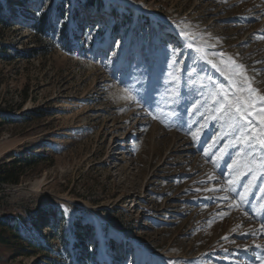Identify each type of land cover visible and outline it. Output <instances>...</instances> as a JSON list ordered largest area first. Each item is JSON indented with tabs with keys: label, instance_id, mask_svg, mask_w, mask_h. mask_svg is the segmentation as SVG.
Masks as SVG:
<instances>
[{
	"label": "rangeland",
	"instance_id": "374dc122",
	"mask_svg": "<svg viewBox=\"0 0 264 264\" xmlns=\"http://www.w3.org/2000/svg\"><path fill=\"white\" fill-rule=\"evenodd\" d=\"M1 4L0 264H264V0Z\"/></svg>",
	"mask_w": 264,
	"mask_h": 264
},
{
	"label": "snow or ice",
	"instance_id": "6c2138e0",
	"mask_svg": "<svg viewBox=\"0 0 264 264\" xmlns=\"http://www.w3.org/2000/svg\"><path fill=\"white\" fill-rule=\"evenodd\" d=\"M181 35L187 36V34L183 32ZM189 47H191V45H189ZM197 51H202V49L197 48ZM209 63H211V61H209ZM230 63L233 65L232 75L239 76L237 80L233 81V87L236 88V91L231 93V98L229 97V92L226 91L223 86L213 91V98L220 106L217 111L226 109L228 112L234 113L238 120L246 122L241 127L244 131H247L249 125L252 123V121L248 120V114L254 109L257 110L259 112L257 118L261 121V124L257 126V130L254 133L247 131V135H244V132H242V140L249 142L250 146L258 145L261 150L264 151V95H255L257 89L252 87L250 81L247 83V87H244V82L248 81V77L244 75V66L236 64L235 61H230ZM237 85L240 86L237 87ZM132 91L133 89L130 87L124 88L126 94L124 98L135 99L132 95ZM257 104L261 106L260 109H257ZM240 198L241 200L244 199L243 196ZM66 211L67 209H65V212ZM257 247L260 246L257 245Z\"/></svg>",
	"mask_w": 264,
	"mask_h": 264
},
{
	"label": "trees",
	"instance_id": "16d2710c",
	"mask_svg": "<svg viewBox=\"0 0 264 264\" xmlns=\"http://www.w3.org/2000/svg\"><path fill=\"white\" fill-rule=\"evenodd\" d=\"M87 2L89 3H101V0H87ZM61 10L63 11V6L60 7ZM3 10V6L1 4V0H0V12ZM64 14V12L62 13ZM47 15L48 12L43 13L42 15L39 16L38 18V22H35L33 25L34 27L38 30V38L42 39L43 37H46L47 34H49L52 30H54V27H51L48 25V23H46L47 21ZM0 22H3V19L0 17ZM67 50H71L70 47H67ZM17 179H14V181H16ZM80 240V239H79ZM77 241L75 242V245H79V242L81 241Z\"/></svg>",
	"mask_w": 264,
	"mask_h": 264
},
{
	"label": "bare ground",
	"instance_id": "6f19581e",
	"mask_svg": "<svg viewBox=\"0 0 264 264\" xmlns=\"http://www.w3.org/2000/svg\"><path fill=\"white\" fill-rule=\"evenodd\" d=\"M191 83H192V82H191ZM192 84H193V83H192ZM193 85H194V84H193ZM194 86H195V85H194ZM195 88H196L197 90L200 91V89H199L197 86H195ZM194 90H195V89H194ZM195 92H196V91H195ZM195 92H194V93H195ZM192 98H193V97H192ZM193 102H194V101H193ZM201 107H202V106H201ZM190 118H191V117H190ZM187 121H188V123H187L186 121H185L184 123H181V124H180V127L185 128V129H187V130L189 129L190 131L193 130V129H192V122H191L190 120H187ZM184 124H185V125H184ZM252 132L254 133V130H253ZM195 145H196V144H195ZM233 150H234V149H233ZM208 152H209V151H208ZM217 155H219V154H217ZM216 157H217V156H216ZM235 157H236V155H235ZM217 158H218V157H217ZM238 158H240V153L237 152V158L234 159L235 161L233 162L232 165H236V164H238V161H237ZM241 161H242V160H241ZM239 166H240V165H239ZM232 168H233V167H232ZM237 171H238V170H237ZM238 172H239V171H238ZM233 173H234V172H233ZM236 173H237V172H236ZM236 173H235V174H236ZM252 174H253V173H252ZM252 174H251V175H252ZM231 185H232V184H231ZM242 194H243V193H242Z\"/></svg>",
	"mask_w": 264,
	"mask_h": 264
}]
</instances>
